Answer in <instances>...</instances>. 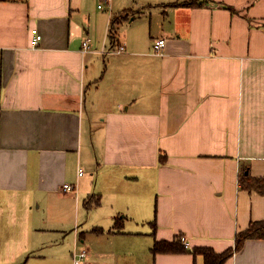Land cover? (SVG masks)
<instances>
[{
  "label": "crops",
  "instance_id": "1",
  "mask_svg": "<svg viewBox=\"0 0 264 264\" xmlns=\"http://www.w3.org/2000/svg\"><path fill=\"white\" fill-rule=\"evenodd\" d=\"M184 1L0 0V264H205L264 219V0Z\"/></svg>",
  "mask_w": 264,
  "mask_h": 264
},
{
  "label": "trees",
  "instance_id": "2",
  "mask_svg": "<svg viewBox=\"0 0 264 264\" xmlns=\"http://www.w3.org/2000/svg\"><path fill=\"white\" fill-rule=\"evenodd\" d=\"M208 1L209 0H187L180 4L187 6H203ZM240 183L243 188L256 189L259 192L264 193V177L252 176L250 171H244L242 173L240 176ZM94 202L99 203V200ZM249 238L264 239V219L252 221L246 229L237 233L235 246L227 249L226 251L216 252L211 247H196L193 249V253L203 254L205 264H223L225 260L232 256L236 250L242 249L245 241ZM180 242L179 238L173 241H159L154 245L153 251L181 252L187 250L188 248Z\"/></svg>",
  "mask_w": 264,
  "mask_h": 264
},
{
  "label": "built area",
  "instance_id": "3",
  "mask_svg": "<svg viewBox=\"0 0 264 264\" xmlns=\"http://www.w3.org/2000/svg\"><path fill=\"white\" fill-rule=\"evenodd\" d=\"M33 32L35 33V36L32 40V46L36 47L38 46V44L40 43V40L42 38V35L38 32L37 29H33ZM166 46V38L162 37V38H158L154 44H153V49H154V53L156 54H164V48ZM82 49L83 51H88L91 49V38L87 37L83 40L82 42ZM125 51V45L124 44H120L118 47L116 48H112V49H108L107 52H112V53H121ZM80 174H82V169L80 168ZM64 189L65 190H71L73 188H75L76 186H74L73 184L70 183H65L64 185ZM182 240L184 241V243L186 244V246H189V242L187 241V238L182 236L181 237ZM74 256L78 259H83L86 256V251H82L80 253H75Z\"/></svg>",
  "mask_w": 264,
  "mask_h": 264
},
{
  "label": "rangeland",
  "instance_id": "4",
  "mask_svg": "<svg viewBox=\"0 0 264 264\" xmlns=\"http://www.w3.org/2000/svg\"><path fill=\"white\" fill-rule=\"evenodd\" d=\"M96 116H97V118H99L98 115H96ZM94 123L96 125H98L100 123V120L95 119V122ZM94 132H95V135L91 139L90 136H89V134H88V131H85L86 146H87V149H88V153L87 154H88L89 157H91L94 160H95L96 155H97V156H99V160H100L101 158H100V152H99L100 149L99 148H100V145H101V141H100L101 139L98 136L99 133H100V131H94ZM93 140H94V144H93ZM92 144H93V146H92ZM82 167H83V172H85L88 177L94 178V181H95V177H96V165H93L91 167L89 165L87 166V165L83 164ZM94 203L96 204V202H94ZM92 205H93V203L91 204V206Z\"/></svg>",
  "mask_w": 264,
  "mask_h": 264
}]
</instances>
